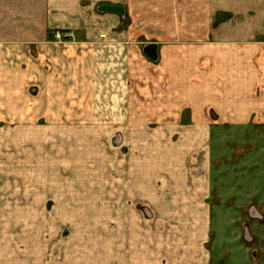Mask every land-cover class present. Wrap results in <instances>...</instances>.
I'll use <instances>...</instances> for the list:
<instances>
[{"label":"crops","instance_id":"crops-1","mask_svg":"<svg viewBox=\"0 0 264 264\" xmlns=\"http://www.w3.org/2000/svg\"><path fill=\"white\" fill-rule=\"evenodd\" d=\"M131 1L0 0V40L29 42L26 50L19 43H0V121H28L29 130L40 118L103 122V130L119 131L130 144V138H139L138 175L124 178L123 192H113L119 203L110 213L114 222L107 264H215L208 248L213 223L205 174L206 162L208 172L212 161V115L234 125L264 121V40L254 41L248 51H180L159 45V59L152 61L143 52L145 45L140 52L106 30L109 25L113 30L119 13L98 10L105 3L127 9ZM252 5L251 24L264 25V0ZM144 6L146 0L140 2ZM55 30L68 31L65 39L71 34L74 40L51 41ZM150 121L159 128L142 127ZM143 137L155 138L154 144L145 147ZM172 137L179 138L175 151L164 144V138ZM176 159L182 166L191 163V177L146 175L153 162ZM143 213L148 219L153 214L188 216L202 229H193L191 244H181L178 233L165 239L161 227L135 223L132 218ZM18 228L0 224V264H97L86 262L78 249L53 261L29 247L31 238L46 239L34 234L41 231L34 228L32 236L22 237ZM21 240L29 242L24 251L16 248Z\"/></svg>","mask_w":264,"mask_h":264},{"label":"rangeland","instance_id":"rangeland-1","mask_svg":"<svg viewBox=\"0 0 264 264\" xmlns=\"http://www.w3.org/2000/svg\"><path fill=\"white\" fill-rule=\"evenodd\" d=\"M144 1L127 3L130 8L124 7L125 16L116 15L113 30L111 25L105 27L140 52L152 42L169 50L248 51L254 41L264 40V25L251 24V7L256 0H146V6L140 7ZM67 32L55 30L50 40L73 41L71 34L65 39ZM0 43H19L24 50L29 46L27 41ZM212 118L208 172L205 164L211 184L213 226L208 248L213 249L212 261L264 264V121L234 125L220 121L215 114ZM28 125V121H0V224L18 226L22 237H28L34 228L41 231L34 234L46 239L31 238L29 247L36 246L53 261L78 249L86 262L107 264L108 235L114 222L110 213L119 203L113 200V192H123L124 178L138 175L135 149L140 139L130 138V144L119 131L103 130V122L40 118L34 122L35 129L29 130ZM70 126L79 130L71 132ZM142 127L159 128L154 121ZM45 131L48 136H44ZM154 139L143 137L145 147L154 144ZM178 139L164 138L170 143L164 142L165 148L175 151ZM190 162L184 166L178 159L153 162L146 175L191 177ZM146 204L140 205L144 208ZM140 215L132 218L135 223L145 226L147 221L153 228L161 227L165 239L178 233L181 244H191L190 234L202 229L198 224L194 227L193 218L188 216L153 214L148 219L144 213ZM183 234L188 240H182ZM22 241L16 248L24 251L29 242Z\"/></svg>","mask_w":264,"mask_h":264},{"label":"water","instance_id":"water-1","mask_svg":"<svg viewBox=\"0 0 264 264\" xmlns=\"http://www.w3.org/2000/svg\"><path fill=\"white\" fill-rule=\"evenodd\" d=\"M101 12H112L119 13L125 16V8L121 5L112 6L109 4H101L98 8ZM143 52L152 61H157L159 59V45L156 42L148 43L144 46Z\"/></svg>","mask_w":264,"mask_h":264}]
</instances>
